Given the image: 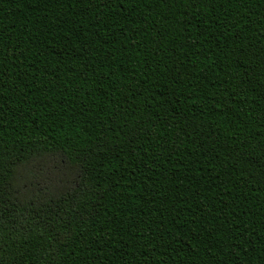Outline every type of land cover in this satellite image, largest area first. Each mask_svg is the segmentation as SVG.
<instances>
[{
    "label": "trees",
    "instance_id": "obj_1",
    "mask_svg": "<svg viewBox=\"0 0 264 264\" xmlns=\"http://www.w3.org/2000/svg\"><path fill=\"white\" fill-rule=\"evenodd\" d=\"M0 264H264V0H0Z\"/></svg>",
    "mask_w": 264,
    "mask_h": 264
}]
</instances>
